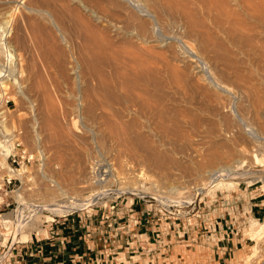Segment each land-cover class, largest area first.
Masks as SVG:
<instances>
[{
	"label": "rangeland",
	"instance_id": "rangeland-1",
	"mask_svg": "<svg viewBox=\"0 0 264 264\" xmlns=\"http://www.w3.org/2000/svg\"><path fill=\"white\" fill-rule=\"evenodd\" d=\"M76 1L55 0L52 6L35 8L28 0L0 5V36L9 41L0 55L3 84L15 100L11 123L23 129L29 149L43 150V158L22 173L17 190L26 201L36 203L52 199L39 188L61 180L71 187L76 183L73 195L81 199L107 189L96 202L76 212L84 213L93 227L109 223L104 225L107 231L94 230L106 232L109 242H114L110 246L123 256L143 249L128 241L136 225L125 209L137 204L154 210L170 206L176 226L187 222L202 241L222 236L211 234L217 220L236 226L235 234L245 238L246 246L234 260L222 264H264V213L250 212L251 201L264 191V168L253 158L257 154L264 163V0ZM132 12L152 25L157 40L150 45L128 36ZM152 12L156 14L150 16ZM6 19L7 25L1 22ZM188 19L195 22L193 30L186 27ZM132 61L141 69L128 67L131 75L124 78L113 73ZM101 79H111L112 86L107 88ZM88 95L100 104L98 109L102 106L97 115L85 112L82 97ZM91 131L96 136L91 135L89 142ZM212 153L219 160L209 166ZM225 165L251 166V172L239 171L207 189L199 188L207 181L206 170ZM120 186L127 190L120 193ZM64 197L61 201L70 202ZM25 206L16 209L15 204L10 211L13 218L15 210H22L30 219L19 232L14 222L9 227L13 243L46 233L55 219L75 211L35 213ZM254 218L259 220L252 235ZM180 230L183 234L177 233L178 238L187 235L183 226ZM7 246H0V252Z\"/></svg>",
	"mask_w": 264,
	"mask_h": 264
},
{
	"label": "crops",
	"instance_id": "crops-1",
	"mask_svg": "<svg viewBox=\"0 0 264 264\" xmlns=\"http://www.w3.org/2000/svg\"><path fill=\"white\" fill-rule=\"evenodd\" d=\"M255 197L251 201L250 212L255 216L262 215L264 213V191ZM143 207L137 204L133 207L132 214L138 212L141 222L134 227L133 239H128L129 242L143 246V249L138 247L139 253L135 254L139 257V264L148 263L154 258L159 264H222L234 260L241 249L246 246L244 237L235 233H227L225 227L228 224L225 223L221 224V227H224L225 237L218 242L206 239L202 241L196 231L189 226L186 229L187 235L178 238L176 233L178 227L170 214L161 215L158 213L157 215L154 211L146 218L141 215ZM125 210L129 214L131 213L129 207ZM257 220L259 219L254 218L251 222L252 235ZM107 224L104 222L93 227V222L82 212L57 218L49 225L46 233L42 232L40 235H32V238L27 240H20L23 242L17 244L15 250L11 252L10 264H97L96 257L102 264H108L103 263L105 258L100 253L106 252L109 247L111 251H115L116 249L110 246L114 242L111 238L112 242H109L106 232L101 235L94 230L98 228L99 232L107 231L108 229L104 228V225ZM179 228L181 229V227ZM158 230L165 232L164 242L168 243L166 250L162 249L161 243L152 240L155 239ZM171 232L172 235L169 236ZM180 233H182L181 230ZM157 247L159 250H156ZM152 248L153 252L150 253ZM162 251H165L167 255H161Z\"/></svg>",
	"mask_w": 264,
	"mask_h": 264
},
{
	"label": "bare ground",
	"instance_id": "bare-ground-1",
	"mask_svg": "<svg viewBox=\"0 0 264 264\" xmlns=\"http://www.w3.org/2000/svg\"><path fill=\"white\" fill-rule=\"evenodd\" d=\"M19 1H24V0H1L0 2H1V4L0 5H2V2L4 3H6V4H8L7 2H18V3H22V2H19ZM26 1V0H25ZM29 1V4L28 5H30L32 8H35V7H42V6H52L53 4H54V2H55V0H28ZM79 0H77L76 2H78ZM148 1V0H147ZM161 1V0H160ZM169 1V0H168ZM168 1L167 2H165V3H168ZM176 1V0H175ZM193 1V0H192ZM196 2H197V0H195ZM199 1H201V2H203V1H206V0H199ZM229 1H231V0H229ZM248 1V0H247ZM159 2V1H158ZM170 2H172V0L170 1ZM177 2V1H176ZM214 2H216L215 0H214ZM131 3V2H130ZM149 3H150V1H149ZM156 3V2H155ZM163 3V2H162ZM161 2H159V4L158 5H160V6H162L161 4H162ZM165 3H164V5H165ZM180 3V2H179ZM200 3V2H199ZM208 3V2H207ZM210 3H212V2H210ZM222 3V2H221ZM227 3H229V2H227ZM123 4V3H122ZM131 4H133V3H131ZM144 4V3H143ZM147 4V3H146ZM169 4V3H168ZM171 4V3H170ZM184 4V3H183ZM203 4V3H202ZM215 4V3H214ZM218 4V3H217ZM225 4V3H224ZM12 5H14L15 6V4H12ZM150 5V4H149ZM172 5V4H171ZM173 10L175 11V4L173 3ZM204 5V4H203ZM218 5H220V7H221V4H218ZM227 5V4H226ZM254 5V4H253ZM253 5H252V7H253ZM4 6H6V5H4ZM10 7H13V6H11V5H9ZM8 6V7H9ZM151 6V5H150ZM156 6H157V4H156ZM156 6H153V7H156ZM166 6L168 7V5L166 4ZM180 6H182V4H180ZM179 6V7H180ZM184 6V5H183ZM185 6H186V4H185ZM184 6V7H185ZM207 6H208V4H207ZM210 6H212V4H210ZM225 6V5H224ZM229 6V5H228ZM256 6V5H255ZM259 6V5H258ZM257 6V7H258ZM65 7V6H64ZM149 7V6H148ZM147 7V8H148ZM169 7H171V6H169ZM179 7H178V9H179ZM205 7V6H204ZM1 8V7H0ZM3 8V7H2ZM31 8V9H32ZM150 8H152V7H150ZM160 8V7H159ZM162 8H163V6H162ZM165 8V7H164ZM163 8V9H164ZM172 8V7H171ZM176 8H177V6H176ZM188 8V7H187ZM208 8V7H207ZM206 8V9H207ZM213 8V7H212ZM214 8H216V6L214 7ZM250 8H251V5H250ZM37 9V8H36ZM61 9V8H60ZM153 9V8H152ZM151 9V10H152ZM181 9H182V7H181ZM225 9H226V7H225ZM255 9V8H254ZM253 9V10H254ZM260 9V8H259ZM262 9V8H261ZM34 10V9H33ZM154 10H156V9H154ZM154 10H152V11H154ZM157 10H159L158 8H157ZM172 10V11H173ZM183 10V9H182ZM187 10V9H186ZM217 10V9H216ZM222 10V9H221ZM88 11V10H87ZM133 11V10H132ZM160 11V10H159ZM158 11V13H159V16L162 14V13H160ZM164 11V10H163ZM167 11H168V8H167ZM171 11V10H170ZM168 12V14L170 13V14H172L171 12ZM179 10H177V12H178ZM209 11H210V9H209ZM209 11H207V12H209ZM213 11V10H212ZM256 11V10H255ZM131 12V11H130ZM134 12V11H133ZM132 12V13H133ZM148 12H151L150 10L148 11ZM157 12V11H156ZM166 12V11H165ZM164 12V13H165ZM182 13H183V11H181ZM184 12H185V10H184ZM191 12V11H190ZM206 12V11H205ZM219 12V11H218ZM225 12H226V10H225ZM232 12V11H231ZM230 12V13H231ZM136 13V12H135ZM153 13H155V12H152L151 14L152 15H150V16H153ZM158 13H157V15H158ZM179 13H180V11H179ZM186 13V12H185ZM185 13H183V14H185ZM210 13V12H209ZM128 14V13H127ZM156 14V13H155ZM177 14V13H176ZM191 14V13H190ZM3 15V14H2ZM6 15V14H5ZM133 15V16H132ZM146 15L148 16L149 14L148 13H146ZM156 15V16H157ZM174 15H175V13H174ZM174 15H173V17H174ZM180 15H181V13H180ZM228 15H230V14H228ZM132 16V17H131ZM131 22H129V23H131V24H129V25H133V27H130L131 29H129L128 30V36L129 35H131L132 37L133 36H137L138 38H140L143 42H145V43H148L149 44V42H151L152 40L154 41V40H157L152 34H151V27H150V25L148 24V22L147 21H145V20H143L141 17H139L140 16V14H139V16L137 15V14H131ZM155 16V17H156ZM162 17H163V15H161ZM165 16H169V15H165ZM182 16V15H181ZM181 16H179V17H181ZM184 17H185V15H183ZM188 16H189V18L191 17L189 14H188ZM187 16V17H188ZM11 17H12V15H11ZM14 17V16H13ZM187 17H185V18H187ZM6 18H8V17H6ZM125 18H126V16H125ZM128 18H129V16H128ZM157 18H158V16H157ZM168 18H170V17H168ZM178 18V17H177ZM184 18V19H185ZM0 20H1V17H0ZM13 20V19H12ZM158 20V19H157ZM164 20H166V19H164ZM175 20V19H174ZM173 20V21H174ZM179 20H181V19H179ZM179 20L177 21V22H179ZM185 20H187V19H185ZM189 20V19H188ZM7 21H9L8 19H6V20H2L1 22L2 23H5L6 24V22ZM128 21V20H127ZM162 21H163V19H162ZM161 21V22H162ZM168 21V20H167ZM173 21H171V22H173ZM182 21H184V20H181L180 22H182ZM191 20H189V23H190V25H188V26H186L187 25V23L186 24H183V26H186V27H191V29L192 28H195V22H190ZM195 21V20H194ZM29 22V21H28ZM165 22V21H164ZM175 22V21H174ZM226 22V21H225ZM183 23V22H182ZM3 25V24H2ZM7 25V24H6ZM31 25V24H30ZM0 26H1V23H0ZM23 26V25H22ZM152 26V25H151ZM179 26H180V23H179ZM19 27H21V26H19ZM19 27H18V29H19ZM239 27V26H238ZM182 28V27H181ZM185 28V27H184ZM17 30V29H16ZM23 30V29H22ZM117 30V29H116ZM186 30V29H185ZM190 30V29H189ZM193 30V29H192ZM195 30V29H194ZM188 33H189V31H187ZM191 33H192V31H190ZM194 32V31H193ZM19 34V33H18ZM5 36V35H4ZM20 36V35H19ZM17 38H18V36H17ZM155 38V39H154ZM5 39V40H4ZM246 39V38H245ZM19 40V39H18ZM22 40V39H21ZM159 40V39H158ZM164 40V39H163ZM256 40V39H255ZM165 41H166V39H165ZM9 41H7V39L5 38V37H3V34L0 36V55H1V53H2V55H3V50H4V45H5V43L7 44ZM162 42V41H161ZM160 42V43H161ZM91 45V44H90ZM150 45V44H149ZM161 45H162V43H161ZM6 52H8L9 53V51H8V48H7V51ZM262 52V51H261ZM5 53V52H4ZM1 55V56H2ZM10 54H8V55H6V59L7 60H9V58H10V56H9ZM77 58V57H76ZM81 58V57H80ZM263 59V58H262ZM72 61V60H71ZM84 61V60H83ZM95 61V60H94ZM85 62H86V60H85ZM106 62V61H105ZM7 64V63H6ZM6 64H4V66H8V65H6ZM81 64V63H80ZM3 65V64H2ZM75 65H77V64H75ZM86 65V64H85ZM116 66L117 64H113L112 63V66ZM72 66V65H71ZM83 66V65H82ZM89 66V65H88ZM114 66V67H115ZM131 66H132V68L135 70V68L138 66L139 67V70L141 69V67L139 66V64H137L136 63V61H132V63L131 64H127V65H125V67H116L115 68V70H113L114 72V74L115 75H117L119 78H124V77H127V75H128V73L130 74V72L128 71L129 69H128V67L129 68H131ZM136 66V67H135ZM0 67L2 68V66H1V64H0ZM73 67V66H72ZM135 67V68H134ZM0 68V69H1ZM5 68V67H4ZM74 68V67H73ZM81 68V67H80ZM75 69V68H74ZM73 69V70H74ZM78 69V68H77ZM92 69V68H91ZM133 69H130V70H132L133 71ZM5 70V69H4ZM2 71H3V68H2V70H0V87H1V92H2V94H4L5 93V91H4V78H3V76H4V74L2 73ZM78 71V70H77ZM83 71V70H82ZM91 71V70H90ZM135 71H138L137 69L135 70ZM73 72V71H72ZM76 72V70L73 72V73H75ZM81 72V71H80ZM139 73V72H138ZM83 74V73H82ZM8 75V74H7ZM74 75V74H73ZM84 75V74H83ZM87 75H88V73H87ZM105 75V74H104ZM131 75V74H130ZM95 76H96V74H95ZM77 77V76H76ZM83 77V76H82ZM113 77H114V75H113ZM5 78H7V76L5 77ZM116 78V77H115ZM136 78V77H135ZM8 79V78H7ZM10 79V78H9ZM102 81H99V82H103V84L107 87H109V86H112V84H113V82H112V80L110 79V82H109V80H106V79H101ZM120 80V79H119ZM7 81V80H6ZM77 81V80H76ZM13 83V82H12ZM82 83V82H81ZM81 83H79V84H81ZM82 84H84V83H82ZM101 84V83H100ZM7 85V84H6ZM102 85V84H101ZM117 85V84H116ZM60 86V85H59ZM7 87V86H6ZM82 87V86H81ZM81 87H79V88H81ZM107 87V88H108ZM114 88V87H113ZM112 88V89H113ZM116 88V87H115ZM120 88V87H119ZM10 89V88H9ZM83 90H84V88H82ZM94 89H96V88H94ZM121 89V88H120ZM87 90V89H86ZM108 91V90H107ZM113 92V91H112ZM86 93H88V91L86 92ZM100 93V92H99ZM81 94V93H80ZM108 94V93H107ZM83 95H84V92H83ZM87 95V94H86ZM91 95V94H90ZM93 95V94H92ZM110 95V94H109ZM259 95V94H258ZM107 96V95H106ZM112 96V95H111ZM85 96H83L82 97V100L84 101V107H87V110H85V112H87V111H91V112H93L92 114H94V115H97L96 114V111H97V109H98V106L100 105L99 103H97L95 100H92L91 99V97L88 95L87 97H85ZM93 97V96H92ZM133 98H134V95L132 96ZM259 97H261V96H259ZM264 97V96H263ZM262 97V98H263ZM97 99V98H96ZM118 99H120V98H118ZM117 99V101H119ZM126 99H128V98H126ZM264 99V98H263ZM106 100V99H105ZM122 100V99H121ZM125 100V99H124ZM77 101V100H76ZM79 101V100H78ZM82 101V102H83ZM126 101V100H125ZM129 103L131 102L132 104H133V101L131 100V99H129V100H127ZM262 101V100H261ZM263 102V101H262ZM127 103V102H126ZM128 103V105H130ZM124 104V103H123ZM131 104V105H132ZM126 105V104H125ZM260 105V104H259ZM83 107V108H84ZM130 107V106H129ZM101 108H102V106L100 107V109H98V110H101ZM106 108V107H105ZM133 108V107H132ZM107 111V110H106ZM81 112V111H80ZM79 112V113H80ZM88 113V112H87ZM90 114V113H89ZM92 114H90V115H92ZM102 117H103V115H102ZM113 117V116H112ZM117 117V116H116ZM115 119V118H114ZM117 120V119H116ZM106 121V120H105ZM93 122H94V120H93ZM95 122H96V119H95ZM107 122V121H106ZM96 123H98V122H96ZM96 123H95V125H96ZM120 123V122H119ZM105 124V123H104ZM104 124L102 125V126H104ZM90 125V124H89ZM101 125H100V127H101ZM106 125V124H105ZM108 125V124H107ZM115 125V124H114ZM98 126V125H97ZM87 127V126H86ZM91 126H89V128H90ZM93 127V126H92ZM91 127V128H92ZM105 127V126H104ZM108 127H111V125H109ZM146 127V126H145ZM88 128V127H87ZM90 128V129H91ZM107 128V127H106ZM117 128V127H116ZM89 129V130H90ZM97 129V128H96ZM95 129V130H96ZM108 129V128H107ZM93 130H94V127H93ZM110 130V129H109ZM115 130V129H114ZM123 130V129H122ZM88 131V130H87ZM112 131H113V129H112ZM121 131V130H120ZM91 132H92V134H91ZM90 132V134H88V136H87V138L86 139H90V137H91V135H94V136H96V133H95V131L93 132V131H91ZM89 133V132H88ZM94 133V134H93ZM116 133V132H115ZM118 133V132H117ZM93 136V137H94ZM100 137V136H99ZM109 137V136H108ZM42 138V137H41ZM89 139H88V141H89ZM91 139H92V137H91ZM90 139V140H91ZM96 139H98V138H96ZM116 139V138H115ZM98 141H100V140H98ZM138 141V140H137ZM90 142V141H89ZM97 142V141H96ZM85 143V142H84ZM99 144V143H98ZM137 144V143H136ZM91 153V152H90ZM89 153V154H90ZM219 153V152H218ZM213 154V153H212ZM212 154H210V155H212ZM88 155V154H87ZM91 156V155H90ZM221 157V156H220ZM253 158H254V163H257V164H259L261 167H263L264 168V163L262 162V160H261V158H260V156H258L257 154L256 155H254L253 154ZM220 159H222V158H220ZM219 160V155L218 154H213V156L211 157V161H210V163H209V166H213V164H215V162L216 161H218ZM93 162V161H92ZM99 163V162H98ZM67 165V164H66ZM242 166H243V164H242ZM242 166H229V165H225V166H222L221 168H219V169H209V170H206V174L204 173V171H203V173L205 174V175H207V181L205 182V183H203L202 185H200V189H207L208 187H210L213 183H215V182H217V181H219V180H222V179H227V178H229V177H233V176H235V175H237V173L239 172V171H245V172H251V166L250 167H247V168H243ZM256 166V165H255ZM259 166V167H260ZM242 167V168H241ZM253 167H254V165H253ZM258 167V166H257ZM28 169V167H24L23 168V170H22V172L23 173H25V171ZM205 169V168H204ZM243 169V170H242ZM202 173V174H203ZM27 174V173H26ZM90 176V175H89ZM94 176V175H93ZM83 177V176H82ZM85 177V176H84ZM88 177V176H87ZM91 177H92V175H91ZM77 178V177H76ZM86 178V177H85ZM83 179V178H82ZM89 179V178H88ZM92 179V178H91ZM90 179V180H91ZM94 179V178H93ZM61 180V179H60ZM94 180H96V178L94 179ZM263 180V179H262ZM57 181V180H56ZM55 181V182H56ZM62 181V180H61ZM61 181H57L55 184H53V186L51 185V186H49L48 188H43V187H41V188H39V192H41L43 195H45V196H47V197H49L48 199H51L50 197H52V199L50 200V201H39V202H36V203H34V202H28V201H26L25 200V198H24V194H22L20 191H18L17 189V198L20 200V201H22L23 203H25V204H29V205H31V206H33V212L35 211V213H36V211L37 212H39L40 210L41 211H43L42 209H49L50 211H52V212H54V213H56V214H63V212H67V211H70V210H77V209H80V208H85V207H88L90 204H92V203H94V202H96L97 200H98V198L99 197H101V196H103L104 194H106V192L105 191H107V189H102L101 191H99V192H97L95 195H92V196H90L89 198H87V199H81V198H79V197H77V196H75V195H73V190L72 189H75V188H78L77 186H76V183H74V184H72L73 185V187H71V186H67V185H65L64 183H63V181L61 182ZM79 181H81V180H79ZM264 181V180H263ZM54 182V181H53ZM85 182H86V180H85ZM96 182V181H95ZM78 183H80V182H78ZM83 183V182H82ZM99 183H102V182H100L99 181ZM79 185V184H78ZM46 186V185H45ZM89 186H92V185H89ZM21 187V186H20ZM19 187V188H20ZM81 187V186H80ZM98 187H100V186H98ZM177 188V187H176ZM80 190L82 189V188H79ZM93 189V188H92ZM75 190H78V189H75ZM118 190H120V191H118ZM118 192H120V193H122V191H126L127 189L126 188H124V187H119L118 188ZM129 191V190H128ZM131 191H133V190H131ZM198 191H200L199 189H198ZM75 194V193H74ZM54 196V197H53ZM57 196H61V197H64V196H66V197H68V198H70L69 199V201L70 202H67L66 200H64V201H61V197L60 198H56V199H54L55 197H57ZM65 198V197H64ZM27 200H28V198H27ZM173 201V200H172ZM174 201H176V200H174ZM177 202V201H176ZM175 202V203H176ZM187 202V201H186ZM24 206V205H23ZM26 207V206H25ZM28 208V207H27ZM31 209V208H30ZM29 209V210H30ZM24 210V209H23ZM42 212H40V214H41ZM68 213V212H67ZM12 213L10 212V213H8L4 218L5 219H10V221H12V222H14L15 224H16V229H17V232H19V231H21V230H23V228L25 227V224L26 223H28L27 221H29L27 218H26V215H25V213H23L22 212V210H20L19 212H17V214H16V216L13 218L12 217V215H11ZM28 214V213H27ZM38 214V213H37ZM40 214H38V216L40 215ZM14 216V215H13ZM36 217H37V215H35ZM35 217V218H36ZM261 230L262 231H264V222L262 223V225H261Z\"/></svg>",
	"mask_w": 264,
	"mask_h": 264
},
{
	"label": "built area",
	"instance_id": "built-area-1",
	"mask_svg": "<svg viewBox=\"0 0 264 264\" xmlns=\"http://www.w3.org/2000/svg\"><path fill=\"white\" fill-rule=\"evenodd\" d=\"M5 93L2 94L1 87H0V246H7L3 249V251L0 252V264H10L11 263V252L15 250L17 244L22 243L23 241L17 240L12 245L13 239L10 238V234L8 233L9 227L12 225L13 222L10 221V219H4L3 216L7 214L8 212L14 210L13 205L16 204V209H18L19 204L26 205L28 208L33 209V206L29 204H25L20 200H17V198L14 195V192H16V189L21 186L23 183L22 181V170L24 167L33 166L36 162H38L40 159L43 158V150L42 149H36L31 150L29 147L24 144L23 142V129L22 128H13L14 125L11 123V116L13 114V110L15 107H12L15 103V100L11 97L9 94V86L8 88L4 89ZM129 210L131 211V215L135 218V225L140 224L141 222V216H139L138 212L132 214L133 206H129ZM156 212L158 215H169L172 213V210L170 209V206L160 208L159 210H154L150 208V206H147L146 208H142L141 215L145 216L146 218L149 215H152L153 212ZM76 212L71 211L67 214H64L65 216L73 215ZM14 214H17V211L15 210ZM63 217V216H60ZM140 218V221L137 222V218ZM56 220V219H55ZM54 220V221H55ZM184 229V233H186L187 229V222L183 223L181 226ZM178 227L176 233H179V235L183 234L180 233V228ZM219 227V230H218ZM5 229L6 231H4ZM227 233H239V229H237L236 226L227 225ZM216 231V232H213ZM147 232V231H146ZM169 233V232H167ZM216 233H221L222 236H219L217 239V242L222 240L224 236V232L221 228V225L218 221L214 222V226H212V232L211 234L214 235ZM165 232L163 230L156 231L155 235V241L157 243H161L160 246L162 249L166 250L168 249V243L164 242ZM37 235L39 233L37 232ZM164 236V237H163ZM153 252V249H151ZM122 251L115 250L111 251L110 247L107 249L106 252H101L104 256L103 263L108 264H139V258L135 256V254H130L129 256H123ZM161 255L166 256L167 253L165 251L161 253ZM125 257V259H124ZM97 264H102L101 261L97 260ZM145 264H159L156 262L155 258L150 260L148 263ZM241 264H247L246 262H243ZM249 264V263H248Z\"/></svg>",
	"mask_w": 264,
	"mask_h": 264
}]
</instances>
